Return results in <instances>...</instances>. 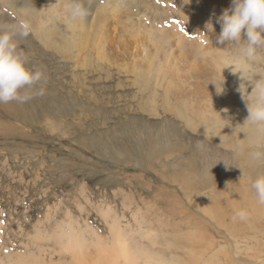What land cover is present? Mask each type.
I'll list each match as a JSON object with an SVG mask.
<instances>
[{
	"label": "rangeland",
	"instance_id": "374dc122",
	"mask_svg": "<svg viewBox=\"0 0 264 264\" xmlns=\"http://www.w3.org/2000/svg\"><path fill=\"white\" fill-rule=\"evenodd\" d=\"M67 2L0 0L44 74L0 104V264H123L119 243L131 264H264L249 156L264 136L237 73L259 79L264 61L241 69L217 44L231 0H82L71 26Z\"/></svg>",
	"mask_w": 264,
	"mask_h": 264
},
{
	"label": "clouds",
	"instance_id": "9594fccd",
	"mask_svg": "<svg viewBox=\"0 0 264 264\" xmlns=\"http://www.w3.org/2000/svg\"><path fill=\"white\" fill-rule=\"evenodd\" d=\"M65 12L70 26L83 21L88 15L82 0H68ZM215 22L221 29L217 44L228 42L237 48L234 66L243 69L264 61L261 55V50H264V0H231L230 6L215 17ZM204 27L208 32L215 31L211 18ZM29 31V25L23 20L0 28V104L27 102L32 98L28 90L36 89L44 78L41 70H29L16 51L14 36L26 37ZM237 73H240L242 80L252 85L250 94L245 84L241 83L238 88L248 112L245 124L264 136V76L250 81L244 79L242 72ZM38 94L43 95V88L38 90ZM250 147L253 149L249 152L250 158L253 161H264V145L251 142ZM250 186L256 202L264 206V173L251 179ZM235 217L246 221L248 212L238 210Z\"/></svg>",
	"mask_w": 264,
	"mask_h": 264
},
{
	"label": "bare ground",
	"instance_id": "6f19581e",
	"mask_svg": "<svg viewBox=\"0 0 264 264\" xmlns=\"http://www.w3.org/2000/svg\"><path fill=\"white\" fill-rule=\"evenodd\" d=\"M72 29H73V27H72ZM72 29H71V31H72ZM186 90V89H185ZM181 92V91H180ZM210 94H212L211 92H210ZM193 98V97H192ZM191 99V98H190ZM196 101V100H195ZM207 106V105H206ZM212 122V121H211ZM245 136V135H244ZM254 136V135H253ZM253 138V137H252ZM255 139H256V136H255ZM256 141V140H255ZM263 210V209H262ZM119 247L120 248H122L124 251H123V255L122 256H119L118 257V259H120V260H123V264H131V260H129V255H128V253H127V247H125L124 245H121L120 243H119Z\"/></svg>",
	"mask_w": 264,
	"mask_h": 264
}]
</instances>
